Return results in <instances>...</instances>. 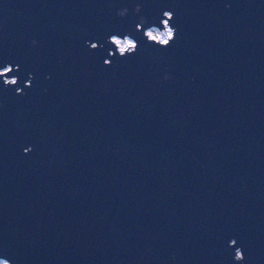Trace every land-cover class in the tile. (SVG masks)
Segmentation results:
<instances>
[{
  "label": "water",
  "instance_id": "water-1",
  "mask_svg": "<svg viewBox=\"0 0 264 264\" xmlns=\"http://www.w3.org/2000/svg\"><path fill=\"white\" fill-rule=\"evenodd\" d=\"M137 4L175 13L170 48ZM116 32L141 48L106 67ZM8 63L36 78L0 79V257L233 264L235 238L264 264V0H0Z\"/></svg>",
  "mask_w": 264,
  "mask_h": 264
},
{
  "label": "clouds",
  "instance_id": "clouds-1",
  "mask_svg": "<svg viewBox=\"0 0 264 264\" xmlns=\"http://www.w3.org/2000/svg\"><path fill=\"white\" fill-rule=\"evenodd\" d=\"M130 9L124 7L117 10V15L121 18H126L130 14ZM143 11V7L137 4L134 13L139 17V23L136 24V31L142 32L148 44L154 45L160 49L170 48L176 41L179 29L173 26V21L175 20V13L170 10L163 12V18L159 21V24L153 23L149 20L147 16L140 15ZM145 25H148L145 27ZM108 42L113 46L114 50L109 52V56L112 59H105L103 61L106 67H111L113 65L114 59L117 57L120 59H127L130 56H135L141 48L139 40L133 37L131 32L119 33L116 32L108 37ZM39 42L35 39L32 40V44L36 45ZM90 50H98L103 45L98 42H87ZM20 70V65H13L11 63L6 64L4 67L0 68V79L3 80V85L5 88H16V94L26 96L25 88L31 89L33 81L35 80L34 73H28V79L26 80L24 87H20V78L14 75L15 72ZM51 79V77H48ZM164 80L171 81L172 76L170 74L164 75ZM4 106L2 100H0V108ZM24 154L28 155L34 151V146H28L24 148ZM229 247L234 249L233 254V264H246L247 257L242 246H238V240L233 238L229 243ZM6 256L12 255L11 253H5ZM175 259V255H173ZM0 264H13L12 259L0 257Z\"/></svg>",
  "mask_w": 264,
  "mask_h": 264
}]
</instances>
